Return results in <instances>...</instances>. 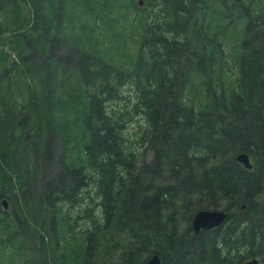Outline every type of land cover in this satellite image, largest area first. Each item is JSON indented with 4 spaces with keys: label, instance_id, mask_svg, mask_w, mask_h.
Masks as SVG:
<instances>
[{
    "label": "trees",
    "instance_id": "16d2710c",
    "mask_svg": "<svg viewBox=\"0 0 264 264\" xmlns=\"http://www.w3.org/2000/svg\"><path fill=\"white\" fill-rule=\"evenodd\" d=\"M154 255L264 264V0H0V264Z\"/></svg>",
    "mask_w": 264,
    "mask_h": 264
},
{
    "label": "water",
    "instance_id": "95a60500",
    "mask_svg": "<svg viewBox=\"0 0 264 264\" xmlns=\"http://www.w3.org/2000/svg\"><path fill=\"white\" fill-rule=\"evenodd\" d=\"M142 5V1L140 0ZM237 161L242 164L246 169L250 170L253 168V164L249 155L242 152L237 155ZM3 205L7 208V202L3 201ZM243 208L245 206H242ZM228 213L224 210H199L195 213L192 219V228L195 233H200L203 230H212L213 228L220 227L227 219ZM144 264H161V258L159 255H154L149 258ZM245 264H258L257 259L250 260Z\"/></svg>",
    "mask_w": 264,
    "mask_h": 264
},
{
    "label": "rangeland",
    "instance_id": "374dc122",
    "mask_svg": "<svg viewBox=\"0 0 264 264\" xmlns=\"http://www.w3.org/2000/svg\"><path fill=\"white\" fill-rule=\"evenodd\" d=\"M144 1L145 0L142 1V4H144ZM124 92H125V96L129 99L130 98L129 88L128 87L124 88ZM131 94H132V96L134 95L133 93H131ZM133 120L134 121L131 124H129V126H128L127 136L129 137V140L132 144L131 145L132 148L135 149L136 147H140L139 148L140 152H143V146L139 143V140H140V136L142 135L143 130L146 128L147 125L143 119L136 117V118H133ZM55 148L59 153L61 152L60 145L59 146L56 145ZM149 157H150V155H149ZM45 171H46V173H49V177L55 176L57 174V171H58L57 163L55 161H51L48 164L46 163L45 164ZM35 241H36V237H35ZM35 241H32L33 245L36 244Z\"/></svg>",
    "mask_w": 264,
    "mask_h": 264
}]
</instances>
